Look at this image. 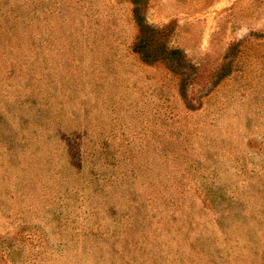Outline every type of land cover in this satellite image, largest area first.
<instances>
[{"label": "rangeland", "instance_id": "374dc122", "mask_svg": "<svg viewBox=\"0 0 264 264\" xmlns=\"http://www.w3.org/2000/svg\"><path fill=\"white\" fill-rule=\"evenodd\" d=\"M0 264H264V0H0Z\"/></svg>", "mask_w": 264, "mask_h": 264}]
</instances>
